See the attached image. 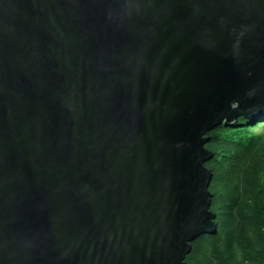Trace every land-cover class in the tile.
<instances>
[{"label": "water", "instance_id": "95a60500", "mask_svg": "<svg viewBox=\"0 0 264 264\" xmlns=\"http://www.w3.org/2000/svg\"><path fill=\"white\" fill-rule=\"evenodd\" d=\"M263 109L264 0H0V264H190Z\"/></svg>", "mask_w": 264, "mask_h": 264}, {"label": "trees", "instance_id": "16d2710c", "mask_svg": "<svg viewBox=\"0 0 264 264\" xmlns=\"http://www.w3.org/2000/svg\"><path fill=\"white\" fill-rule=\"evenodd\" d=\"M257 128H261L258 130ZM205 161L216 229L197 236L185 256L190 264L264 263V109L238 116L207 132ZM256 242V246H252ZM239 246L240 261L234 248Z\"/></svg>", "mask_w": 264, "mask_h": 264}, {"label": "rangeland", "instance_id": "374dc122", "mask_svg": "<svg viewBox=\"0 0 264 264\" xmlns=\"http://www.w3.org/2000/svg\"><path fill=\"white\" fill-rule=\"evenodd\" d=\"M261 114V113H260ZM259 115V114H258ZM258 130H261V128H257ZM256 244V242L252 245V246H256L255 245ZM240 253H241V250H240V247L239 246H237V247H235L234 248V254H235V257H236V261L237 262H239L240 261Z\"/></svg>", "mask_w": 264, "mask_h": 264}]
</instances>
